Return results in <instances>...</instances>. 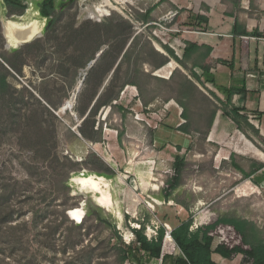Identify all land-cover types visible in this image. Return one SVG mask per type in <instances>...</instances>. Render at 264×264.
<instances>
[{"label": "rangeland", "instance_id": "rangeland-1", "mask_svg": "<svg viewBox=\"0 0 264 264\" xmlns=\"http://www.w3.org/2000/svg\"><path fill=\"white\" fill-rule=\"evenodd\" d=\"M35 1L38 0H29L24 14H19L10 13L4 0H0V46L14 48L6 47L3 20L25 17L43 23L42 36L19 46L44 40L27 54L25 76L19 77L17 85H26L37 97L40 91L51 93L55 101L62 99L63 104L53 115L29 99L30 107L39 111L41 119L35 130L39 137H46L44 141L33 135L26 138L18 131L0 136V216L4 205L13 209L15 215L13 222L0 217V264H120V247L133 246L132 229L141 227L144 221L146 234L161 225L167 233V227L173 229L191 218L193 228H197L232 216L254 222L264 234L262 174L252 176L258 185L234 167L230 158L236 152L235 160L250 171L257 161L264 162V156L262 159L255 153H239L234 148L241 144L234 137L238 128L221 109L217 112L220 124L213 132L212 114L221 104L208 89L193 79L198 90L192 91L191 99H185L189 108L186 118L184 108L176 100L181 96L182 75L177 73L171 78L175 69L186 71L172 59L157 71L156 78H142L143 93L136 86L127 85L118 100L104 104L112 78V72H105L109 59L89 67L97 44L82 50L70 39L72 30L82 23L87 22L90 27L89 22L122 15L143 33L141 43L149 38L169 45L182 56L191 17L201 12L202 0H118L113 1L117 9L104 6L102 15L95 11L102 0H75L60 9L57 22L47 33L48 19L41 16ZM149 9H153L151 21L135 19L137 13L145 14ZM107 37L104 34L103 38ZM102 48H108V44ZM98 95V102L86 116ZM187 121L190 133L179 128ZM81 126L94 140L77 134ZM252 136L256 143L250 141L264 152V142ZM176 160H183L184 165L177 189L167 197L165 189L174 175ZM68 168L72 170L67 195L58 181ZM77 170L81 174L91 170L113 175L105 176L110 183L112 207L101 205L98 193L73 181ZM64 201L68 203L66 213L72 209L82 211V221L68 213L70 221H62ZM89 202L93 206L90 215ZM17 223L26 225L14 231L10 225ZM213 232L216 242L250 248L230 224L221 223ZM242 257L240 254L227 260L214 255L223 264H242ZM167 258L165 264L170 261V256ZM133 259L142 264H162L161 259L150 257ZM133 259L125 264H131Z\"/></svg>", "mask_w": 264, "mask_h": 264}, {"label": "trees", "instance_id": "trees-1", "mask_svg": "<svg viewBox=\"0 0 264 264\" xmlns=\"http://www.w3.org/2000/svg\"><path fill=\"white\" fill-rule=\"evenodd\" d=\"M29 0H4L5 7L10 13L24 14L28 8ZM75 0H38L35 4L40 11L42 17L47 18V26L45 32L47 33L57 22V15L60 9H63L67 2H74ZM152 11L149 9L147 13H137L135 19L142 20L143 23H147L152 20ZM196 23H190L191 26H200V21L208 22V18L203 17L201 14L195 18ZM87 22L81 24L78 28L72 30L70 39L75 42L76 46L85 50L87 46H91L92 43H96V47L91 52L90 57L95 59L97 54L103 50L100 57L94 63L101 64L105 59H109L108 66L105 70L106 73L112 72V78L110 83V93L104 104H111L112 101L118 100L121 97V93L124 91L127 85L136 86L141 93L144 92V85L142 84V78H156L157 75L153 73L172 59L176 60L180 66L187 72H183L181 69H175L172 72L171 78L177 73L182 75L181 96L177 97V101L184 108L183 114L188 117V105L185 99H191L193 97V90H198V85L193 79H196L199 83L205 86L209 94L221 104L216 108L212 114L210 125L213 126V122L217 116L218 109L228 115L237 125V128L250 140L256 143L255 135L262 142L264 137L261 135L260 130L250 122L249 117L246 115V108L243 105H237L233 101L235 93H240V89L230 87L227 90L223 86H219L215 79H210L207 75L208 68L205 64L207 58L211 54V48L201 46L197 43L184 40L185 47L183 48V55L179 56L175 50L167 44L161 43L165 52H161L156 48L154 42L145 38L141 43L143 33L138 31L135 23L119 15L116 19V15L108 17L103 22ZM104 34L108 35L104 39ZM44 40L36 39L31 43H27L21 47L5 49L0 46V136H7L11 131H18L23 134L24 137L32 136L38 138V131L35 130L37 122H40V115L38 109L30 107L29 99L32 98L39 104L42 110L47 111L49 114L54 115V111H58L63 101L59 99L55 101L52 98V94L46 91H40L39 97L32 93L26 85L19 87L17 82H20L19 77L24 75V65L26 64V56L29 51H33L34 48L40 47ZM107 43L108 48H102V45ZM119 62V63H118ZM225 62V61H224ZM148 65L149 69H146ZM94 68V67H93ZM114 70V72H113ZM94 71L92 70L88 77V84H91V78ZM206 82L213 84L218 91L225 96L223 98L217 91L207 87ZM103 84L101 80L100 86ZM107 86V83L104 84ZM104 86V87H105ZM205 96L208 97L206 93ZM100 98V97H99ZM95 104L89 108L86 116L94 108ZM210 98V97H208ZM45 100L48 105H44L41 100ZM96 98H94L95 100ZM148 103V102H147ZM216 106V102L213 101ZM29 104V105H28ZM85 115L84 112H80ZM33 127V128H32ZM181 131L190 133V129L187 123L179 126ZM33 131H31V130ZM30 130V131H29ZM33 132V133H31ZM79 132L82 137L94 140L95 137L88 134L83 126L80 127ZM40 139L45 140L46 137L42 135ZM237 156L236 152H232L230 158L232 159V165L236 167L240 172L244 174L247 179H252V176L256 174H262L261 179H264V162H256L255 166L247 171L243 163H239L235 160ZM72 165H78L75 161L67 159ZM65 161V160H64ZM65 165V163H64ZM184 161L176 160L174 163V175L168 179L166 195L171 196L177 189L182 173ZM72 168L65 169L63 172V178L58 183L67 190L69 194V179L71 177ZM81 174L79 170L76 172ZM96 173L104 175L106 177H112L113 175L107 173H97L90 170L85 172V175ZM259 176V175H258ZM254 181V180H253ZM255 182V181H254ZM256 184H260L258 181ZM61 215L62 221H70L66 213L68 209V203L64 201L62 204ZM93 206L89 202L88 214H92ZM2 215L0 216L3 221L13 222L15 221V215L13 209L10 210L6 205L2 207ZM18 220V219H17ZM149 221V220H148ZM61 222V223H64ZM226 223L234 226L238 233L242 236L245 245H249L250 248H244L241 245L229 247L224 243L216 242V239L210 233L218 227L219 224ZM26 223L11 224L10 227L16 230H20ZM147 222L141 223V227H134L132 230L135 234V242L130 249H119V255L121 257L120 264H125L126 260L133 259V257L153 259H162V264L166 263L167 257L170 256L168 264H223L214 258V255H219L223 259L231 260L237 255H242V264H264V234L262 229L252 221L243 219L240 217L224 216L218 218L216 221L193 228V219H188L173 227L171 235L175 240L182 253H164L163 247L166 238V227L161 225L156 229V234L151 238L146 234ZM60 224L56 226L58 228ZM81 227L75 225V228ZM170 238V236H169ZM163 254V255H162ZM131 264H142L136 260H132Z\"/></svg>", "mask_w": 264, "mask_h": 264}, {"label": "crops", "instance_id": "crops-1", "mask_svg": "<svg viewBox=\"0 0 264 264\" xmlns=\"http://www.w3.org/2000/svg\"><path fill=\"white\" fill-rule=\"evenodd\" d=\"M198 14L208 22L200 21L199 27L190 25L185 40L211 48L205 62L207 75L226 90H241L233 101L245 106L247 116H254L249 120L264 137V0H202L201 12L193 13L191 23L197 22ZM206 85L225 98L213 84ZM220 120L218 115L213 132ZM234 131L235 139L241 142L234 147L239 153H255L263 159V151L240 130ZM77 134L82 137L79 131Z\"/></svg>", "mask_w": 264, "mask_h": 264}, {"label": "bare ground", "instance_id": "bare-ground-1", "mask_svg": "<svg viewBox=\"0 0 264 264\" xmlns=\"http://www.w3.org/2000/svg\"><path fill=\"white\" fill-rule=\"evenodd\" d=\"M113 1L118 0H102V4L99 5L95 9V11H97L99 15H102L104 6H109L111 8L117 9V6ZM123 1L125 0H122L121 3ZM3 29L7 42L11 46H15L17 44L31 41L40 36L43 29V23L35 18L26 19L25 17H20L19 20L5 19L3 20ZM157 47L159 49L162 48H160V45H158ZM73 181L79 184L82 188H86L98 193L99 195H97V199L101 205L112 207L113 199L109 190L110 183L109 179H107L105 176L98 175L96 173H92L89 175L77 174L73 177ZM81 212L82 211H80L79 209H72L70 210V215L73 219L80 222L83 219Z\"/></svg>", "mask_w": 264, "mask_h": 264}, {"label": "built area", "instance_id": "built-area-1", "mask_svg": "<svg viewBox=\"0 0 264 264\" xmlns=\"http://www.w3.org/2000/svg\"><path fill=\"white\" fill-rule=\"evenodd\" d=\"M249 119L252 120L254 118L253 115L249 114L248 115ZM140 228V227H139ZM167 233H166V238H165V241H164V247H163V254L164 253H167V252H170V253H174V252H179V253H182L183 252L181 251V249L178 247V245L176 244L175 240L173 239L172 235H171V231H172V228L171 227H167ZM215 230V229H214ZM213 230V231H214ZM211 232L210 234L211 235H215V232ZM157 232H156V229L152 228L150 233H147L148 234V237L151 238L153 235H155ZM132 236L133 238L135 239V234L134 232L132 231ZM169 236H170V239H169ZM131 242V241H130ZM227 246L229 247H234L236 245H238L239 243L237 244H233V245H228L227 243H225ZM162 254V255H163ZM162 260V259H161Z\"/></svg>", "mask_w": 264, "mask_h": 264}, {"label": "water", "instance_id": "water-1", "mask_svg": "<svg viewBox=\"0 0 264 264\" xmlns=\"http://www.w3.org/2000/svg\"><path fill=\"white\" fill-rule=\"evenodd\" d=\"M2 32H3V35L5 36V33H4V29H3V21H2ZM42 34L43 33H41V35L40 36H42ZM40 36H38V37H40ZM5 38H6V36H5ZM32 41V40H31ZM27 42H29V41H27ZM26 43V42H25ZM23 43H21V44H17V45H15V46H11L8 42H7V45H6V47L7 48H10V47H14V48H17V47H19L20 45H22ZM154 45L156 46V48L158 49V50H160L161 52H165V49H164V47L161 45V44H157L156 42H154ZM158 45H160V48L162 49H159L157 46ZM102 52H103V50H101L98 54H97V56H96V58L94 59V60H92V62L89 64V67H91L95 62H96V60L100 57V55L102 54ZM179 56H181L179 53H177ZM176 61V60H175ZM177 62V61H176ZM119 63V62H118ZM178 63V62H177ZM179 64V63H178ZM158 71V70H157ZM157 71H155L154 72V75H157ZM113 72H114V70H113ZM87 74V73H86ZM159 76V75H158ZM84 79H85V77H84ZM82 82H83V80H82ZM106 84V83H105ZM105 86V85H104ZM98 97H99V95L96 97V99L94 100V102H93V104H92V106L95 104V102H96V100L98 99ZM61 109V108H60ZM59 109V110H60ZM58 110V111H59ZM58 111H54L56 114H58ZM214 125H215V122H214ZM214 125H213V127H214ZM81 134V133H80ZM253 143V142H252ZM68 214H69V216H70V210H68V212H67Z\"/></svg>", "mask_w": 264, "mask_h": 264}]
</instances>
